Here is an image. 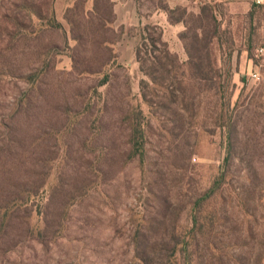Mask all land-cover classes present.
I'll return each mask as SVG.
<instances>
[{
  "label": "rangeland",
  "instance_id": "rangeland-1",
  "mask_svg": "<svg viewBox=\"0 0 264 264\" xmlns=\"http://www.w3.org/2000/svg\"><path fill=\"white\" fill-rule=\"evenodd\" d=\"M165 1L184 8L189 27L199 7L215 5L223 53L213 40L211 57L232 72L227 184L197 212L211 251L184 253V235L190 202L223 162L225 134L211 99L193 100L195 83H184L186 107L169 96L180 86L165 84L187 68L169 73L150 59L153 39L185 64L183 24L148 19L157 0H135L140 19L128 26L112 0H0V264H142L135 236L149 264H184V254L191 264H264V11L250 19L228 0ZM139 112L142 143L132 137Z\"/></svg>",
  "mask_w": 264,
  "mask_h": 264
},
{
  "label": "trees",
  "instance_id": "trees-1",
  "mask_svg": "<svg viewBox=\"0 0 264 264\" xmlns=\"http://www.w3.org/2000/svg\"><path fill=\"white\" fill-rule=\"evenodd\" d=\"M218 1H227V0H218ZM252 8H250L244 15L247 18H252L253 14L258 10H263V5L252 3ZM155 9L164 12L167 16V21L170 25L182 23L183 30L178 33V39L183 43L186 53L187 60L184 62H179L177 57L170 53V51L164 47L162 50L158 49L155 45V41L150 39V59L153 64H155L158 68L164 69L166 72L171 73L172 69H183L184 66L187 68L186 70L190 73L186 76L181 73L179 75V79L173 75L174 81H170V84H165V88H169L172 84L171 82H176L178 86H180V95H174L170 91L169 96L173 98V102L176 101L178 97H180L182 107H186L184 105V101L186 100V88L184 83L192 82L196 84L198 87L197 93L193 96V100L199 99L203 94L204 97H208L211 103V107L209 108V112L211 117L213 118V126L222 130L225 134V156L223 158V162L219 168L217 175L212 180L209 187L202 192L199 197L195 198L192 202H190L191 211H194V215L191 214V226L188 231V236L184 235V253H187V249L191 247H198L201 245L205 249L211 251L212 243L209 236L205 234L204 224L202 221H198L197 212L200 210L201 206L213 199L214 196L217 195L218 190L222 187V185L227 184L225 181L226 174L229 171L230 164L232 162L233 155V133L236 130V123L232 120V113L236 106H230V96L227 93V90L231 81V69L228 67H222L218 65L217 59L215 57L212 58V48L211 45L213 40L216 41L217 51L220 54L223 53V43L220 40V36L218 35V19L215 15L217 9L215 5L212 4H203L199 7L198 13L195 15L194 24L192 26L184 25V8H170L165 0H157V5ZM27 10L30 15L39 17L41 14L40 6L36 5L33 1H30L27 6ZM177 11H180L178 15H174ZM145 32V31H144ZM164 46V43H161ZM228 48V47H227ZM155 51L162 52V58L158 55H155ZM138 52L136 50V62L140 64L139 70L145 73V69L143 68L144 60L139 59ZM161 59H165L169 64L171 69H168V64L162 63ZM142 64V66H141ZM111 67L116 66V58H114L110 64ZM201 85V86H200ZM181 86L183 87L181 89ZM195 87V86H194ZM140 88V97L144 104H147L148 107H151V100L147 99V96L144 92L145 85L143 82L139 84ZM186 89V90H185ZM200 101H198L199 104ZM139 117L137 121L134 123L132 137H136L139 139L140 143L144 140V127L146 126V122L141 117V113L139 112ZM139 143V146L142 147V144ZM136 146V144H135ZM139 147V155L142 156V150ZM206 224L209 228L212 229L213 218H205ZM198 223V224H197ZM210 231V229H208ZM135 257L142 262V264H149L147 262L148 254L145 253V247L137 236H135ZM178 242H175L174 246H176ZM174 248V247H173ZM175 250V248H174ZM173 250V252H174ZM170 257H173L174 254H170ZM187 255L184 254V264H191V261L187 259Z\"/></svg>",
  "mask_w": 264,
  "mask_h": 264
},
{
  "label": "crops",
  "instance_id": "crops-1",
  "mask_svg": "<svg viewBox=\"0 0 264 264\" xmlns=\"http://www.w3.org/2000/svg\"><path fill=\"white\" fill-rule=\"evenodd\" d=\"M114 3V12L117 16L119 24L125 26L132 25L135 22H139L140 17H138L135 0H112ZM229 3H235L244 9L245 12L249 10V6L255 3L254 0H228ZM167 3V2H166ZM256 4V3H255ZM169 6V4H167ZM261 5L264 8V0H262ZM170 7V6H169ZM148 19L154 20L161 26H171L167 21L166 14L160 10L152 13Z\"/></svg>",
  "mask_w": 264,
  "mask_h": 264
},
{
  "label": "built area",
  "instance_id": "built-area-1",
  "mask_svg": "<svg viewBox=\"0 0 264 264\" xmlns=\"http://www.w3.org/2000/svg\"><path fill=\"white\" fill-rule=\"evenodd\" d=\"M254 2H255L256 4H261V3H262V0H254ZM247 78L250 79V80H257V79H258V74H256V73H251V74H249V75L247 76Z\"/></svg>",
  "mask_w": 264,
  "mask_h": 264
}]
</instances>
